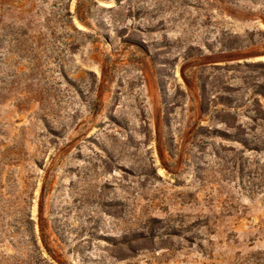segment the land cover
I'll return each mask as SVG.
<instances>
[{
    "label": "rangeland",
    "instance_id": "374dc122",
    "mask_svg": "<svg viewBox=\"0 0 264 264\" xmlns=\"http://www.w3.org/2000/svg\"><path fill=\"white\" fill-rule=\"evenodd\" d=\"M0 264H264V0H0Z\"/></svg>",
    "mask_w": 264,
    "mask_h": 264
}]
</instances>
